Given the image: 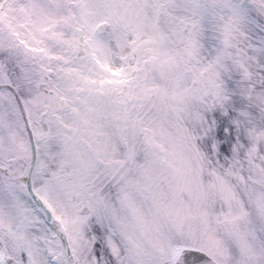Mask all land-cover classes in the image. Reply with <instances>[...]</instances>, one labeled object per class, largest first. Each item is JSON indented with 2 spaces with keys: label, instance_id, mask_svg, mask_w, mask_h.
<instances>
[{
  "label": "snow or ice",
  "instance_id": "snow-or-ice-1",
  "mask_svg": "<svg viewBox=\"0 0 264 264\" xmlns=\"http://www.w3.org/2000/svg\"><path fill=\"white\" fill-rule=\"evenodd\" d=\"M0 264H264V0H0Z\"/></svg>",
  "mask_w": 264,
  "mask_h": 264
}]
</instances>
